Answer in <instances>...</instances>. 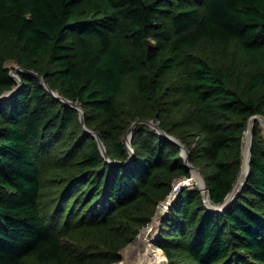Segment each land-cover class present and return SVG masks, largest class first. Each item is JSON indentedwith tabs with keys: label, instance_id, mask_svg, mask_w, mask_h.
<instances>
[{
	"label": "trees",
	"instance_id": "obj_1",
	"mask_svg": "<svg viewBox=\"0 0 264 264\" xmlns=\"http://www.w3.org/2000/svg\"><path fill=\"white\" fill-rule=\"evenodd\" d=\"M14 88L0 100V264H113L190 176L175 140L213 204L233 188L264 116V0H0V95ZM137 119L165 134L137 123L127 163ZM261 130L227 206L184 185L161 216L168 264H264Z\"/></svg>",
	"mask_w": 264,
	"mask_h": 264
},
{
	"label": "water",
	"instance_id": "obj_2",
	"mask_svg": "<svg viewBox=\"0 0 264 264\" xmlns=\"http://www.w3.org/2000/svg\"><path fill=\"white\" fill-rule=\"evenodd\" d=\"M22 68L19 67L17 68L14 72H17L16 75L12 74L17 80H19V77H18V70H21ZM30 73L36 75L44 84L45 86L49 89V91L55 95L56 97L62 99L65 103L71 105V106H74V107H79V112H80V121L83 125L84 124V119H83V116H82V112H81V109L82 107L77 104L76 102H73L72 100H69L63 96H61L60 94H58L57 92L53 91L51 88H49V86L46 84L44 78L42 75H39L38 73L32 71V70H28ZM17 91V89H12V90H9V91H6L5 93L1 94L0 95V100L1 99H6L8 97H10L11 95L15 94ZM255 120H259V121H262L264 123V118L262 117H259L257 115H253L250 117L249 119V122H248V128H249V147H250V156H251V148H252V138H253V127H254V122ZM139 122H146V123H150L151 125H153V127H155L160 133H163L165 134V132L159 127V124L157 122H154L153 120H135L131 123L130 127L128 128L126 134H125V143L127 145V148H128V151H129V159L127 161V163L131 160L132 158V154H133V150L131 148V143H130V139H131V131L133 129V127L139 123ZM87 132H90L92 133L96 139H97V143H98V146L100 148V151L102 152V154L104 155V157L108 158L107 156V152H106V149H105V145L104 143L101 141V139L99 138L98 134L95 132V131H91L89 130L88 128H85ZM175 140V138H173ZM177 141V143L180 145L181 147V154L182 156L184 157L185 159V163L190 167V169L192 171H196L198 176L200 177L201 181H202V185L200 186V189L202 191V194H203V200L205 202V204L207 205V207L213 209V210H221L223 209L225 206H227L230 201L236 196V194L238 193V191L240 190V188L242 187L243 183L245 182L246 180V177H247V174L249 172V164H248V169H247V173L245 175L244 178L241 177V169H240V172H239V175L237 177V180L235 181L234 185H233V188L231 189V191L226 195L224 201L219 204V205H216V204H213V202H211L210 200V197H209V191H208V187H207V184L205 182V178L203 176V174L201 173V171L199 170V168H197L196 166L192 165L189 163V160H188V151L187 149L178 141V140H175ZM243 148V147H242ZM179 177H182V176H179ZM189 180V177L187 178ZM186 179V180H187ZM184 183L186 184V181H184ZM184 185L181 186V188L183 187ZM180 188V189H181ZM179 189V191H180ZM178 191V193H179ZM177 193V194H178ZM170 193L168 194V196L162 200V201H166L167 198L169 197ZM177 196V195H176ZM172 202V201H171ZM170 202V204H171ZM160 204V203H159ZM170 204H166V207H165V210L164 211H161V216L165 213V211L168 209L169 205ZM159 206V205H158ZM158 206H157V210H158ZM156 210V212H157ZM155 212V213H156Z\"/></svg>",
	"mask_w": 264,
	"mask_h": 264
},
{
	"label": "bare ground",
	"instance_id": "obj_3",
	"mask_svg": "<svg viewBox=\"0 0 264 264\" xmlns=\"http://www.w3.org/2000/svg\"><path fill=\"white\" fill-rule=\"evenodd\" d=\"M17 72H14V75H16ZM249 128L247 127V129L245 130L244 136H243V148H242V155H243V159H242V165H241V177L244 178L246 173H247V169H248V164L250 162V147H249ZM197 175L196 172H194V177ZM200 178V177H199ZM201 180V179H200ZM175 182V183H174ZM184 181H181V178L175 179V181H173V189L170 192L169 197L167 198L166 201H163V203L160 202L161 206L157 212V215L155 217V220L153 221V223L151 224V227L149 229H146L145 231H143L139 238H137L135 240L136 245H130L127 248H125L124 250V258L128 259L122 264H144L145 260L149 261L148 258V254H151V251L153 252V250H159L160 248L157 247L156 245H154V236L157 232V226H158V219L157 217L159 216V214L161 213L162 210H165L166 204H170L171 201H173L174 197H176L179 189H180V184L183 183ZM201 185H202V181H201ZM163 204V205H162ZM155 215V214H154ZM148 245H152V247L154 249H150L148 247ZM158 252V251H157ZM132 254V256L130 255ZM164 257L158 256V259L156 261H154L155 264H160L161 261L163 260ZM148 263L151 264V262L149 261Z\"/></svg>",
	"mask_w": 264,
	"mask_h": 264
},
{
	"label": "rangeland",
	"instance_id": "obj_4",
	"mask_svg": "<svg viewBox=\"0 0 264 264\" xmlns=\"http://www.w3.org/2000/svg\"><path fill=\"white\" fill-rule=\"evenodd\" d=\"M6 65L8 66V67H10L11 68V73L12 74H14V71L17 69V68H19L20 67V65L17 63V62H15V61H12V60H10V61H7V63H6ZM78 110H79V107H76ZM257 116H259V117H262V118H264V116L263 115H261V114H256ZM154 122H157L156 120H154ZM139 123H141V122H139ZM145 124H148L149 126H151V127H153V125H151L150 123H146V122H144ZM158 123V122H157ZM259 125H260V128H262V130H261V134H262V136H263V139H264V123L262 122V121H259ZM130 127V126H129ZM248 127V126H247ZM155 128V127H154ZM125 137V136H124ZM194 172H196V171H192L191 170V174H190V176H189V180H186L188 177H179L178 176V179L179 178H181V181H186V184L183 182V183H181L180 184V188H181V186L182 185H187V186H191V187H197V188H200V186H201V180H200V178H199V176H198V174L194 177ZM197 173V172H196ZM177 178V177H176ZM175 178V179H176ZM175 179L173 180V181H175ZM175 183V182H174ZM173 189V188H172ZM175 198V197H174ZM173 198V199H174ZM161 203H163V201L161 202ZM163 205V204H162ZM160 206H161V204H159V206H158V210H159V208H160ZM158 210H157V212H158ZM162 211H164V210H162ZM157 212L155 213V215L152 217V219H151V221L145 226V227H143L139 232H138V234L137 235H135V237L133 238V240L131 241V242H129L126 246H124L119 252H120V254H121V259L119 260V261H117V262H114L113 264H122L123 263V261L125 262L127 259H128V257L127 258H124V250H125V248H127L128 246H130V245H133V246H135L136 245V242H135V240L137 239V238H139V236H140V234L143 232V231H145L146 229H149L150 227H151V224L153 223V221L155 220V217H156V215H157ZM160 218H161V213L159 214V216L157 217V219H158V225H159V222H160ZM158 227V226H157ZM155 243V242H154ZM154 245H156V244H154ZM157 246V245H156ZM148 247L150 248V249H154L153 247H152V245H148ZM158 247V246H157ZM158 251V252H157ZM153 250V252L151 251V253H152V255L151 254H148V260L151 262V264H155L154 263V261H156L157 259H158V256H163L164 257V261H161L160 262V264H168V261H167V259H166V257H165V255L163 254V252L161 251V249H159V250ZM131 256H132V254H130ZM133 257V256H132ZM149 261H147V260H145V262H144V264H150V263H148Z\"/></svg>",
	"mask_w": 264,
	"mask_h": 264
},
{
	"label": "built area",
	"instance_id": "obj_5",
	"mask_svg": "<svg viewBox=\"0 0 264 264\" xmlns=\"http://www.w3.org/2000/svg\"><path fill=\"white\" fill-rule=\"evenodd\" d=\"M188 180V179H187Z\"/></svg>",
	"mask_w": 264,
	"mask_h": 264
}]
</instances>
